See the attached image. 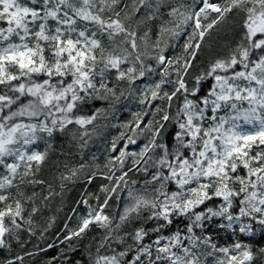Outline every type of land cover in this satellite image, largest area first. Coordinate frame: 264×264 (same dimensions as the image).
Here are the masks:
<instances>
[{
  "label": "snow or ice",
  "instance_id": "1",
  "mask_svg": "<svg viewBox=\"0 0 264 264\" xmlns=\"http://www.w3.org/2000/svg\"><path fill=\"white\" fill-rule=\"evenodd\" d=\"M0 264H264V0H0Z\"/></svg>",
  "mask_w": 264,
  "mask_h": 264
},
{
  "label": "trees",
  "instance_id": "2",
  "mask_svg": "<svg viewBox=\"0 0 264 264\" xmlns=\"http://www.w3.org/2000/svg\"><path fill=\"white\" fill-rule=\"evenodd\" d=\"M69 211H71V209H69ZM66 218V217H65ZM75 218H73V220H74Z\"/></svg>",
  "mask_w": 264,
  "mask_h": 264
}]
</instances>
